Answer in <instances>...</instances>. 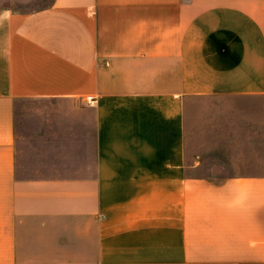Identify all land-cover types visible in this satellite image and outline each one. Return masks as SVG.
I'll return each mask as SVG.
<instances>
[{"label": "crops", "instance_id": "obj_1", "mask_svg": "<svg viewBox=\"0 0 264 264\" xmlns=\"http://www.w3.org/2000/svg\"><path fill=\"white\" fill-rule=\"evenodd\" d=\"M10 1L0 264H264V0Z\"/></svg>", "mask_w": 264, "mask_h": 264}, {"label": "rangeland", "instance_id": "obj_2", "mask_svg": "<svg viewBox=\"0 0 264 264\" xmlns=\"http://www.w3.org/2000/svg\"><path fill=\"white\" fill-rule=\"evenodd\" d=\"M53 0H15L10 2H5V5L9 4L11 7L27 11L33 9H39L50 5Z\"/></svg>", "mask_w": 264, "mask_h": 264}, {"label": "built area", "instance_id": "obj_3", "mask_svg": "<svg viewBox=\"0 0 264 264\" xmlns=\"http://www.w3.org/2000/svg\"><path fill=\"white\" fill-rule=\"evenodd\" d=\"M86 103L89 105V106H92L95 104L96 102V99L92 96H87L86 99H85Z\"/></svg>", "mask_w": 264, "mask_h": 264}]
</instances>
